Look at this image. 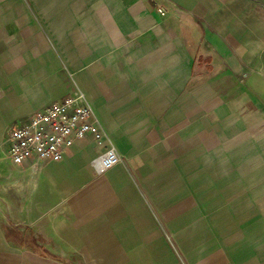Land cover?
Returning a JSON list of instances; mask_svg holds the SVG:
<instances>
[{
  "label": "crops",
  "instance_id": "crops-1",
  "mask_svg": "<svg viewBox=\"0 0 264 264\" xmlns=\"http://www.w3.org/2000/svg\"><path fill=\"white\" fill-rule=\"evenodd\" d=\"M76 86L102 143L12 164L7 130ZM0 201V264H264V0H0Z\"/></svg>",
  "mask_w": 264,
  "mask_h": 264
},
{
  "label": "built area",
  "instance_id": "built-area-1",
  "mask_svg": "<svg viewBox=\"0 0 264 264\" xmlns=\"http://www.w3.org/2000/svg\"><path fill=\"white\" fill-rule=\"evenodd\" d=\"M159 12L165 15L163 8ZM88 135H94L102 143L106 131L87 94L76 86L71 94L34 112L24 123L9 128L4 146L12 164H30L37 168L43 163L61 161L77 140ZM122 162L120 152L111 145L84 170L91 178H96Z\"/></svg>",
  "mask_w": 264,
  "mask_h": 264
},
{
  "label": "rangeland",
  "instance_id": "rangeland-1",
  "mask_svg": "<svg viewBox=\"0 0 264 264\" xmlns=\"http://www.w3.org/2000/svg\"><path fill=\"white\" fill-rule=\"evenodd\" d=\"M5 147V146H4ZM6 148H7V145H6ZM24 201L21 202V206H24ZM20 203L18 202L17 206L19 207ZM10 208L9 206V201L5 202V201H0V211L3 213V210L6 209L8 210ZM155 213H156V218L158 220H160V224H161V233H160V237L162 240H165L168 245L170 246V251H172L171 253H173V255H176L178 257H188L186 251L184 250V248L182 247L181 245V242H180V237H182L184 235V233L182 231H174L173 228L170 226V224L168 223V221H166V219L164 218L162 212L158 211V210H155ZM0 221H1V228L2 230H4V233L6 234V236H9L11 233L9 232H12L14 233L13 235L17 238L19 236H22L20 235V231L18 230V226H14L15 224H12L9 222V218L7 217H1L0 218ZM21 227V226H19ZM6 228H8V230H6ZM13 228V229H12ZM14 230V231H13ZM15 231L17 233H15ZM22 234V233H21ZM2 236H3V231H2ZM24 251V250H22ZM35 251V250H34ZM38 251V250H36ZM49 254V256H51L52 258H59V256H57L55 254V257L52 256L53 252L56 251L55 249H48L46 250ZM18 252H20V250H18ZM63 258V257H62Z\"/></svg>",
  "mask_w": 264,
  "mask_h": 264
}]
</instances>
